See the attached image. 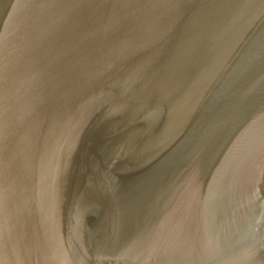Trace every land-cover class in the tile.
I'll use <instances>...</instances> for the list:
<instances>
[{
	"label": "water",
	"instance_id": "1",
	"mask_svg": "<svg viewBox=\"0 0 264 264\" xmlns=\"http://www.w3.org/2000/svg\"><path fill=\"white\" fill-rule=\"evenodd\" d=\"M0 264H264V0H0Z\"/></svg>",
	"mask_w": 264,
	"mask_h": 264
}]
</instances>
